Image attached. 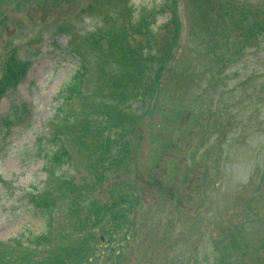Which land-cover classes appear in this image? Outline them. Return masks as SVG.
<instances>
[{
  "label": "rangeland",
  "instance_id": "374dc122",
  "mask_svg": "<svg viewBox=\"0 0 264 264\" xmlns=\"http://www.w3.org/2000/svg\"><path fill=\"white\" fill-rule=\"evenodd\" d=\"M9 56L0 264H264V0H0Z\"/></svg>",
  "mask_w": 264,
  "mask_h": 264
},
{
  "label": "trees",
  "instance_id": "16d2710c",
  "mask_svg": "<svg viewBox=\"0 0 264 264\" xmlns=\"http://www.w3.org/2000/svg\"><path fill=\"white\" fill-rule=\"evenodd\" d=\"M176 4V1L174 2ZM27 63L16 62V59L13 56H9L5 62V73L0 79V99L6 93V90L9 87L15 86L20 79L24 78L28 73ZM86 65L83 62L79 63V67L73 77L71 78L70 83L66 86L67 92H69L68 98L71 99L75 95H79L83 81L86 75ZM56 151H49L46 154L42 155L44 158V167L46 168L48 164H54L57 167H61L70 164V154L66 147L63 145L61 139L55 142ZM66 178H68L66 176ZM71 178V177H70ZM40 209L44 211L43 217L45 219L46 234L51 230L53 225V210L55 208V203L44 199L42 204L39 206ZM44 236V235H43ZM46 236V235H45ZM33 239V236H31ZM42 238V236L40 237ZM34 242L39 243L40 239H33Z\"/></svg>",
  "mask_w": 264,
  "mask_h": 264
}]
</instances>
